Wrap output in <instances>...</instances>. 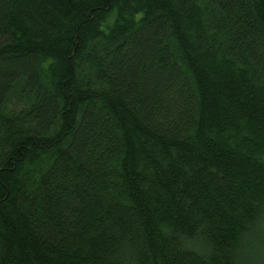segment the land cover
Returning a JSON list of instances; mask_svg holds the SVG:
<instances>
[{"label":"trees","instance_id":"obj_1","mask_svg":"<svg viewBox=\"0 0 264 264\" xmlns=\"http://www.w3.org/2000/svg\"><path fill=\"white\" fill-rule=\"evenodd\" d=\"M0 264H264V0H0Z\"/></svg>","mask_w":264,"mask_h":264}]
</instances>
